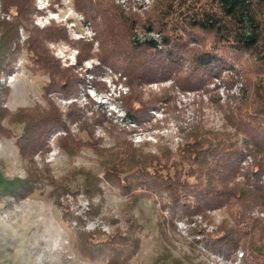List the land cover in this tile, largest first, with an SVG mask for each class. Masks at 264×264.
<instances>
[{
	"label": "rangeland",
	"instance_id": "rangeland-1",
	"mask_svg": "<svg viewBox=\"0 0 264 264\" xmlns=\"http://www.w3.org/2000/svg\"><path fill=\"white\" fill-rule=\"evenodd\" d=\"M14 1L0 0V38L16 19ZM28 1L33 12L27 26L18 27L8 65L0 44V264H248L244 247L229 254L213 247L211 234L225 220L234 224L232 212L180 216L167 192L122 187L138 160L151 173H172L157 162L163 164L165 150L178 160L197 124L209 130L211 142H220L243 136L247 117L257 122L264 116V65L251 54L213 47L212 37L189 23L212 0ZM85 5L92 7L89 14L80 8ZM147 25L181 36L178 76L143 83L133 75L141 62L131 49V30L142 41L161 34ZM48 26L49 33L43 31ZM34 35L60 66L38 61L28 43ZM206 48L229 54L230 65L201 87L183 89L192 56ZM131 103L142 106L135 117L127 111ZM56 111L64 125L33 151L31 139L42 141L38 122ZM254 162L251 153L244 155L238 179ZM14 178H27L32 191L20 192ZM63 185L67 189H57ZM94 186L97 192H89ZM256 214L264 219V207ZM105 243L117 250L116 260L100 256Z\"/></svg>",
	"mask_w": 264,
	"mask_h": 264
},
{
	"label": "trees",
	"instance_id": "trees-1",
	"mask_svg": "<svg viewBox=\"0 0 264 264\" xmlns=\"http://www.w3.org/2000/svg\"><path fill=\"white\" fill-rule=\"evenodd\" d=\"M13 4L16 6V19L2 32L0 38V44L4 46V57L9 59L6 65L12 61L9 47L16 40L18 27L27 26L29 16L33 12V3L28 0H16ZM211 4L210 7L199 8L193 12L189 18L190 25L203 31L204 35L211 36L213 47L226 49V52L232 50L251 54L264 65V0H212ZM80 8H84L88 14L92 10V7L87 5ZM165 23L164 21L162 25H166ZM50 27L44 28L43 31L49 33ZM146 29L148 32L157 31L161 34L159 38L146 36L142 41L135 35L134 29L131 30V49L141 62L138 65V72L133 75L141 78L143 83L169 78L172 74L178 76L183 72L181 67L183 56L179 55L177 50L182 45L181 36L177 32L167 33L164 28H157L154 25H147ZM63 35L65 38V34ZM35 36H31L28 43L30 49L36 51L40 57L38 61L47 63V67L55 63L60 66L56 60L51 61L47 58L49 56L42 52L40 41L35 39ZM229 56L226 53L217 54L207 48L196 50L192 56L195 58L192 71L185 80L181 82L179 78L178 81L182 83L183 89H197L214 74L230 65ZM62 88L64 86H53V90ZM127 107L128 113L134 117L142 108L132 106V103ZM42 118L46 119L45 123L39 121L37 126L42 125L37 134L42 141L32 144L31 139L29 142L33 145V151L44 146L45 139L54 127L64 125L58 111L55 114L43 115ZM258 119L260 120L257 122L252 116L247 117L244 122L240 119V122L244 123L245 130L241 132L243 136H228L222 138L220 142H211L209 130L206 131L203 125L197 124L185 136V141L177 153L178 160L172 157L171 151L165 150L162 156L165 159L163 164L157 162L161 168L173 169L172 173L170 171L164 175L151 173L147 166H142L143 162L138 160L137 170L131 169L130 172L132 179H128L129 182L122 185L124 191L129 193L140 187H148L159 192H167L173 201V212L180 216L217 208L232 212L234 224L229 225L228 220H225L211 234L213 247L226 254L244 247L251 256L248 264H264V219L256 214L257 209L264 207V183L261 182L264 180V116L260 115ZM30 131L27 130L22 135L25 140L31 135ZM247 153L255 157V162L245 179H238L243 169L241 160ZM143 157L142 161L150 159L148 154ZM115 164L120 166L122 163ZM119 172L114 173V179L118 181L121 180ZM13 181L19 183L20 192L23 191L25 194L32 191L27 178H14ZM57 189L67 187L63 185ZM97 190L96 186L88 189L89 192ZM233 206L238 207L235 213L232 211ZM115 241L116 238L106 242ZM112 243L100 245V256L116 260L117 256L112 254V251L115 250L117 253V250L112 248Z\"/></svg>",
	"mask_w": 264,
	"mask_h": 264
},
{
	"label": "built area",
	"instance_id": "built-area-1",
	"mask_svg": "<svg viewBox=\"0 0 264 264\" xmlns=\"http://www.w3.org/2000/svg\"><path fill=\"white\" fill-rule=\"evenodd\" d=\"M50 16H52V17H54V18H56L53 14H49ZM43 18V17H42ZM242 256L244 255V253L242 252V254H241Z\"/></svg>",
	"mask_w": 264,
	"mask_h": 264
}]
</instances>
